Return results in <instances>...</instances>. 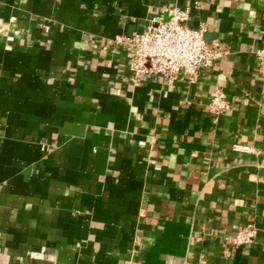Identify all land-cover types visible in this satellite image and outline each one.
Listing matches in <instances>:
<instances>
[{
    "label": "crops",
    "instance_id": "crops-1",
    "mask_svg": "<svg viewBox=\"0 0 264 264\" xmlns=\"http://www.w3.org/2000/svg\"><path fill=\"white\" fill-rule=\"evenodd\" d=\"M174 5L229 53L135 83L113 38ZM263 43L264 0H0V264H264Z\"/></svg>",
    "mask_w": 264,
    "mask_h": 264
},
{
    "label": "built area",
    "instance_id": "built-area-1",
    "mask_svg": "<svg viewBox=\"0 0 264 264\" xmlns=\"http://www.w3.org/2000/svg\"><path fill=\"white\" fill-rule=\"evenodd\" d=\"M196 6H198L196 2ZM169 17L159 16L149 19L145 30L130 35H115L113 43L121 46L129 55V72L135 83L141 75H160L168 79L183 76L188 82H194L201 70L208 69L214 62L226 57L227 45L218 39L206 41L204 27L190 28L186 25L188 8L171 6ZM259 75L264 79V43L255 48ZM230 108V101L223 91L214 87L209 94L207 109L215 116ZM233 148L246 151L247 147L234 144ZM257 235L256 226L251 223L236 227L225 241L233 247L249 244ZM226 256L231 252L224 250Z\"/></svg>",
    "mask_w": 264,
    "mask_h": 264
}]
</instances>
